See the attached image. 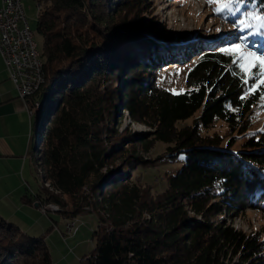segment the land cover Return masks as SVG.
<instances>
[{
  "label": "trees",
  "instance_id": "1",
  "mask_svg": "<svg viewBox=\"0 0 264 264\" xmlns=\"http://www.w3.org/2000/svg\"><path fill=\"white\" fill-rule=\"evenodd\" d=\"M150 1L36 0L45 81L27 106L40 104L29 144L38 138L45 193L24 203L57 206L67 220L95 215V245L83 264H264L261 231L246 233L224 219L251 210L264 217V130L232 150L254 124L260 93L236 56L220 50L244 43L264 54V0H234L221 12L205 0L213 25L222 21L231 33L221 44L201 39L202 30L180 36L144 22ZM189 62L184 91L159 84V69ZM108 80L129 123L151 128L150 139L168 146L165 158L185 156L162 192L118 166L105 172L124 152ZM217 122L229 138L210 134ZM125 136L141 148L148 140ZM12 225L0 218V264H51L44 238Z\"/></svg>",
  "mask_w": 264,
  "mask_h": 264
},
{
  "label": "rangeland",
  "instance_id": "2",
  "mask_svg": "<svg viewBox=\"0 0 264 264\" xmlns=\"http://www.w3.org/2000/svg\"><path fill=\"white\" fill-rule=\"evenodd\" d=\"M21 5L29 30L33 34V40L37 44L38 49L41 50L42 38L36 31L38 16L36 0H21ZM113 5L114 2L110 4L111 7ZM208 12L209 10L204 8L201 0H151L147 12L141 16V19L144 22L155 25L156 28H166L180 36L199 37V34H202L200 30H202L203 37L201 36V39L216 44L227 41L226 39L230 37L231 33L226 34L223 32L220 21L213 25V19H209L206 16ZM240 44L242 43H233L226 47L221 46L220 50L223 51L231 46ZM243 45L245 44L243 43ZM244 51L254 52L255 57L264 59V54L253 50L247 45H245ZM255 57L252 58V62L255 61ZM239 63H245V61L239 60ZM250 63H245V67L248 70L244 72L247 78L254 80L253 87L258 88L260 98L257 106L252 111L254 124L249 130L250 132L233 139V151H237L254 132L264 130V75H261L258 64L250 66ZM192 65L193 62L184 65L164 66L157 71L159 84L173 93L184 91L186 88L185 75ZM5 72L0 59V78L5 77ZM107 82L111 81L108 80ZM7 85L11 87L8 81ZM110 86L113 91L115 89L112 113H114L116 121L121 120L120 127H115L117 122H114L113 128L117 131V135H122L118 140V144L122 146V151L124 152H121L123 153L122 156H117L119 158L117 162L114 164L109 163L112 167L105 172H113L115 170L113 168L118 166L132 176L133 182L150 185L152 193L162 192L166 187L167 176L175 174L181 169L185 156L180 154L174 162L169 158H165L168 155V146L150 139L151 128L145 125L129 123L126 112L121 109L122 103L119 102V97H117L118 91L115 81H112ZM32 121L33 118H29L27 125L28 140L31 138L30 127ZM191 123L192 120L189 118L185 121H180L178 126L190 125ZM204 132L203 128H201V133ZM209 132L210 134L215 133L229 138L226 126L220 122L215 123L214 128H211ZM125 133H128V135L136 133L138 136H145L148 140L142 148L138 144H126ZM37 139L35 136L33 137L32 145L29 146L24 154L23 161L21 159L20 169L8 172L4 178L0 179V218L9 224H13L12 226L18 227L27 236L44 238L43 243L50 252L51 264H83V260L92 253L95 245L93 236L97 224L95 215L87 214L74 220H67L56 212L42 213L40 208L44 206L41 204L40 206L37 204V207L34 203H24L25 198L31 199V196L37 192H41L40 194L45 193L44 190L40 189L42 187V181L39 178L41 170L39 169L35 150ZM137 159L138 161H136ZM44 188H48V185L45 184ZM230 217L224 219H227V224L232 225L234 228L243 230L246 233L256 230L261 231L264 236V217L258 212L251 210L240 217L232 219ZM71 222L74 223L75 228L72 232L66 234L67 224Z\"/></svg>",
  "mask_w": 264,
  "mask_h": 264
},
{
  "label": "built area",
  "instance_id": "3",
  "mask_svg": "<svg viewBox=\"0 0 264 264\" xmlns=\"http://www.w3.org/2000/svg\"><path fill=\"white\" fill-rule=\"evenodd\" d=\"M35 44L30 41L29 27L21 5V0H0V59L8 79L26 107L27 100L40 86L37 79ZM57 206L40 208L42 213L56 212ZM66 234L75 228L73 222L67 224Z\"/></svg>",
  "mask_w": 264,
  "mask_h": 264
},
{
  "label": "crops",
  "instance_id": "4",
  "mask_svg": "<svg viewBox=\"0 0 264 264\" xmlns=\"http://www.w3.org/2000/svg\"><path fill=\"white\" fill-rule=\"evenodd\" d=\"M29 118L24 102L18 98L5 72V77L0 78V179L20 169L21 159L30 146Z\"/></svg>",
  "mask_w": 264,
  "mask_h": 264
},
{
  "label": "snow or ice",
  "instance_id": "5",
  "mask_svg": "<svg viewBox=\"0 0 264 264\" xmlns=\"http://www.w3.org/2000/svg\"><path fill=\"white\" fill-rule=\"evenodd\" d=\"M207 3H216V11L221 12L225 8H229L230 4L234 2V0H226L225 3H220L219 0H206ZM258 18V17H257ZM243 39V38H242ZM245 45H235L230 48L224 49L226 54H233L237 56V59L240 61H245V63H250V66H256L257 64L260 66L261 75H264V59H260L259 57H255L254 52H245ZM255 57V61L252 62V58ZM233 62H236L235 60ZM245 63H241L240 67L242 71H247L248 69L245 67Z\"/></svg>",
  "mask_w": 264,
  "mask_h": 264
},
{
  "label": "bare ground",
  "instance_id": "6",
  "mask_svg": "<svg viewBox=\"0 0 264 264\" xmlns=\"http://www.w3.org/2000/svg\"><path fill=\"white\" fill-rule=\"evenodd\" d=\"M29 37H30V41L32 43H35V41L33 40V34L31 33L30 30H29ZM35 54H36L37 64L40 65V67H38V71H37V79H38V82L41 85L42 81H43V75H44V73H43L44 62H43V58H42V55H41V51L38 49L37 44H35Z\"/></svg>",
  "mask_w": 264,
  "mask_h": 264
},
{
  "label": "water",
  "instance_id": "7",
  "mask_svg": "<svg viewBox=\"0 0 264 264\" xmlns=\"http://www.w3.org/2000/svg\"><path fill=\"white\" fill-rule=\"evenodd\" d=\"M44 81H45V76L43 75L42 84L38 87V89L35 91V93L42 87V85L44 84ZM39 106H40V104L38 102H35L32 105V107L29 108L30 109V115H29L30 118L31 117L33 118V114H35L38 111ZM35 206H37V205L35 204Z\"/></svg>",
  "mask_w": 264,
  "mask_h": 264
}]
</instances>
